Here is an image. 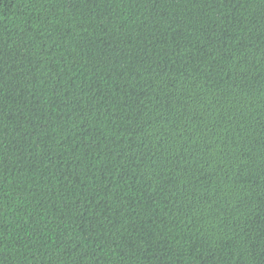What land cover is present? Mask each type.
<instances>
[{"label": "trees", "instance_id": "1", "mask_svg": "<svg viewBox=\"0 0 264 264\" xmlns=\"http://www.w3.org/2000/svg\"><path fill=\"white\" fill-rule=\"evenodd\" d=\"M0 264H264V0H0Z\"/></svg>", "mask_w": 264, "mask_h": 264}]
</instances>
